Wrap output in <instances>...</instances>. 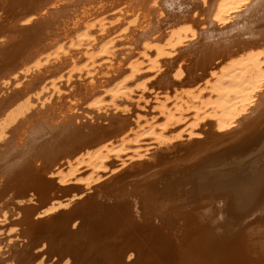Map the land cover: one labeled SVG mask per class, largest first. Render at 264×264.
Segmentation results:
<instances>
[{"label":"bare ground","instance_id":"6f19581e","mask_svg":"<svg viewBox=\"0 0 264 264\" xmlns=\"http://www.w3.org/2000/svg\"><path fill=\"white\" fill-rule=\"evenodd\" d=\"M0 225L11 264H264V0H0Z\"/></svg>","mask_w":264,"mask_h":264},{"label":"rangeland","instance_id":"374dc122","mask_svg":"<svg viewBox=\"0 0 264 264\" xmlns=\"http://www.w3.org/2000/svg\"><path fill=\"white\" fill-rule=\"evenodd\" d=\"M7 224V223H6ZM0 228H2V231H6V232H4V234H3V236H2V240L4 241H1V245H2V251H3V253H2V251L0 252V262H1V264H11L12 262V257H13V255H14V253H15V249H17V245H16V237H14V236H10V233H8L7 232V230H6V226H1L0 225ZM6 234H7V236H6ZM9 237H11V238H13V239H15L14 241H13V243L12 242H9L7 239L9 238ZM5 243V244H4ZM13 244V245H12ZM9 254V255H8ZM12 254V255H11ZM5 256V257H4ZM6 259H4V258ZM10 259V260H8V259ZM3 261V262H2Z\"/></svg>","mask_w":264,"mask_h":264}]
</instances>
